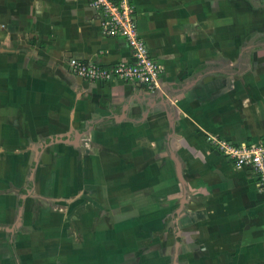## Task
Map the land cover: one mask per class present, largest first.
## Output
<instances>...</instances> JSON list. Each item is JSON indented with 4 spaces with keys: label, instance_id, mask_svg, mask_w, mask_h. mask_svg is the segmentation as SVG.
<instances>
[{
    "label": "crops",
    "instance_id": "0c3cea01",
    "mask_svg": "<svg viewBox=\"0 0 264 264\" xmlns=\"http://www.w3.org/2000/svg\"><path fill=\"white\" fill-rule=\"evenodd\" d=\"M90 1L0 0V264H59L75 231L67 264H106L137 220L174 239L128 264H264L258 176L215 142H264V1L128 0L158 88L71 72L133 60Z\"/></svg>",
    "mask_w": 264,
    "mask_h": 264
},
{
    "label": "built area",
    "instance_id": "2783aa9c",
    "mask_svg": "<svg viewBox=\"0 0 264 264\" xmlns=\"http://www.w3.org/2000/svg\"><path fill=\"white\" fill-rule=\"evenodd\" d=\"M90 4L103 13L101 24L106 34L126 39L133 60L105 67L92 61L70 58L68 67L71 72L88 81L106 82L118 78L158 88L160 66L151 59L144 40L138 34L128 0H91ZM215 142L236 164L251 167L258 176V188L264 196V142L247 145H233L221 140Z\"/></svg>",
    "mask_w": 264,
    "mask_h": 264
},
{
    "label": "rangeland",
    "instance_id": "374dc122",
    "mask_svg": "<svg viewBox=\"0 0 264 264\" xmlns=\"http://www.w3.org/2000/svg\"><path fill=\"white\" fill-rule=\"evenodd\" d=\"M254 2H257V0H254ZM258 2H260V0H258ZM124 221H126V220H124V219H121L120 220V222H124ZM136 222H140L142 224L141 225V228H137V230H136L138 237H137V235H136V237L131 236V235H128V234H132L131 228L130 227L125 228L124 227L125 225L123 224V226H122V224H121L120 227L123 228V229H125L126 231H122L121 230L120 233L121 234L123 233L122 235H127V236H123L122 237V248L119 247V246H117V247H115V249H113L112 253H111V251H104L103 249L100 251V253H97L98 255H100V257H102L101 254H104V257L105 258L102 257V259H105V260L107 259L108 262L106 261V264L107 263H109V264H118L120 261H123V262H120L119 264H128L132 260L137 259L140 256H142V257H144V256L145 257H148L149 256L148 254L150 252V250H149L150 249V246H149L148 243H150V241H151L150 239L151 238H153V242L154 243L156 241H158L157 244L160 245V247L163 246V244L166 245L167 242H168L167 243L168 246H171L172 245L174 237H172V236L171 237H166V241H165V240H163V237H160V236L156 235V233L153 234V232H155V228L154 227H156V226H154V223H155L154 221H150V223H152V225L148 229H146V225H145V222L143 220L142 221L137 220ZM158 228H160V227H158ZM71 236H72L71 251L69 250V251L64 252V253L68 254V257L69 258L66 257L67 256L66 254H65V256L64 255L59 256V255H61V248L62 247L61 248H57L56 247V249H54V251L57 252L56 259L54 261V259H53L54 258V255L52 254L51 257H50L51 260H53L54 262L58 261L59 264H67V262L71 258L70 254L72 255V248L74 247V250H76L78 248H82V246H81V237L79 235V232H76L75 231V233H71ZM58 238H60V237L58 236ZM63 238H64V236L61 237V244H64V243L66 244L67 242L70 241V236H69V241L67 240V238H64V239ZM164 238H165V236H164ZM136 239L138 240V244H136ZM59 242H60V240H59ZM128 242H133L135 244L133 246L136 247V249L133 248V247L126 248L124 246V244H126ZM64 248L65 247L63 246V249ZM171 248L172 247H169L170 250H171ZM49 249H51V247H49ZM135 250H138V251H135ZM154 251H160V250L155 249ZM136 252H138V253H136ZM137 254H138V256H137ZM74 255L77 256V253L75 251H73V257H72V259H75ZM78 257L79 258H82L81 254H79ZM85 257L86 256H84V258ZM87 258H90V260H88ZM87 258L85 260L87 261L88 264H91L93 260L91 259V257H87ZM75 260H77V259H75ZM138 260H139V258H138ZM78 262H81V260L79 259ZM103 262L102 261L99 262L98 256H97L96 261L94 263H92V264H102ZM87 263L85 262V264H87Z\"/></svg>",
    "mask_w": 264,
    "mask_h": 264
}]
</instances>
